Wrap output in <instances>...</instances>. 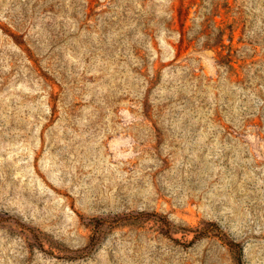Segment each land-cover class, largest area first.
I'll return each mask as SVG.
<instances>
[{"label":"rangeland","instance_id":"obj_1","mask_svg":"<svg viewBox=\"0 0 264 264\" xmlns=\"http://www.w3.org/2000/svg\"><path fill=\"white\" fill-rule=\"evenodd\" d=\"M0 264H264V0H0Z\"/></svg>","mask_w":264,"mask_h":264},{"label":"trees","instance_id":"obj_2","mask_svg":"<svg viewBox=\"0 0 264 264\" xmlns=\"http://www.w3.org/2000/svg\"><path fill=\"white\" fill-rule=\"evenodd\" d=\"M215 223H211L210 222V225H214ZM208 228V227H207ZM204 230H205V228H203ZM231 244V247H233L234 245H233V243H230ZM236 252H240V249H239V247L236 249ZM240 258V257H239Z\"/></svg>","mask_w":264,"mask_h":264}]
</instances>
